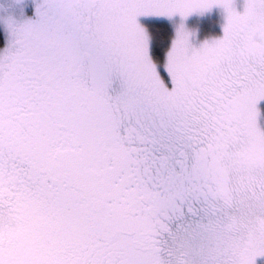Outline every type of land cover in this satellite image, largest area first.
<instances>
[{
	"label": "snow or ice",
	"instance_id": "obj_1",
	"mask_svg": "<svg viewBox=\"0 0 264 264\" xmlns=\"http://www.w3.org/2000/svg\"><path fill=\"white\" fill-rule=\"evenodd\" d=\"M0 35V264H264V0H0Z\"/></svg>",
	"mask_w": 264,
	"mask_h": 264
},
{
	"label": "rangeland",
	"instance_id": "obj_2",
	"mask_svg": "<svg viewBox=\"0 0 264 264\" xmlns=\"http://www.w3.org/2000/svg\"><path fill=\"white\" fill-rule=\"evenodd\" d=\"M29 14H31V10L29 9ZM1 38H2V40H3V37H2V35H1ZM2 42V41H1Z\"/></svg>",
	"mask_w": 264,
	"mask_h": 264
},
{
	"label": "trees",
	"instance_id": "obj_3",
	"mask_svg": "<svg viewBox=\"0 0 264 264\" xmlns=\"http://www.w3.org/2000/svg\"><path fill=\"white\" fill-rule=\"evenodd\" d=\"M2 41L1 35H0V42Z\"/></svg>",
	"mask_w": 264,
	"mask_h": 264
}]
</instances>
